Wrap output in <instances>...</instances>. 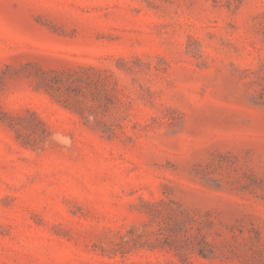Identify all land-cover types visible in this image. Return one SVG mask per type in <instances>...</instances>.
Instances as JSON below:
<instances>
[{
    "label": "rangeland",
    "instance_id": "rangeland-1",
    "mask_svg": "<svg viewBox=\"0 0 264 264\" xmlns=\"http://www.w3.org/2000/svg\"><path fill=\"white\" fill-rule=\"evenodd\" d=\"M0 264H264V0H0Z\"/></svg>",
    "mask_w": 264,
    "mask_h": 264
}]
</instances>
